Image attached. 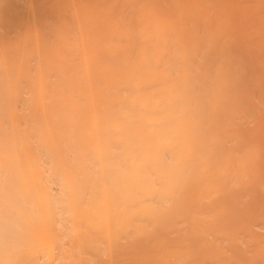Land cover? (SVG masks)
Here are the masks:
<instances>
[{
	"label": "bare ground",
	"instance_id": "obj_1",
	"mask_svg": "<svg viewBox=\"0 0 264 264\" xmlns=\"http://www.w3.org/2000/svg\"><path fill=\"white\" fill-rule=\"evenodd\" d=\"M219 1L0 0V264H264V0Z\"/></svg>",
	"mask_w": 264,
	"mask_h": 264
},
{
	"label": "rangeland",
	"instance_id": "obj_2",
	"mask_svg": "<svg viewBox=\"0 0 264 264\" xmlns=\"http://www.w3.org/2000/svg\"><path fill=\"white\" fill-rule=\"evenodd\" d=\"M49 1H52V2L49 3L48 0H47V1H46V0H45V1H43V0H40V1H39V0H35V2H34V0H33V1L30 0V2L27 1V0H23V4H22V9H23V10H27V8H24V7H28V9L33 10V11L37 9L38 12H37V11H36L37 13L35 12V16H34V17H31L30 19L28 18L29 21H28V19H27V20H25V21L22 22V25H20V26L18 27L19 29L17 30V32H16L17 34H15V36L18 37V35H19V33H20L21 31H22V32H21L22 34L20 33V35L23 36V35L25 34V31L28 30V29L33 30V32L35 33V29H38V28H39V29H38V32H39V33H40V31L42 32V33L39 34V33L36 31V32H37V35L39 34L38 36H41V34L43 35L44 32L47 33V31H45V28L43 27V25H44V26H46V25L48 26L49 23H48L47 21H44V17H45V20H47V19H48V21H52V20H53L52 22H50V25H52L51 23H53V24H56V23H57V22H56V18H57V17H54V16H55V15L57 16V12H56L57 9H56V8H57V4H59L58 1H60V0H58V1H57V0H49ZM56 1H57V3H56ZM218 1H219V0H218ZM233 1H236V2L238 1L237 3L240 2L239 0H223V2H222V0H220L219 2H221L223 5H224V4L226 5V3L228 2L227 5H226V7H228L229 3H232ZM37 2H38V3H37ZM47 2L49 3L50 6L48 5ZM256 2H257V1H254V0H252V2H251V0H241V6H243V5H244V6H252V5L255 6V5H256V4H255ZM44 3H47V6H48V7L46 6L47 9L45 8L44 11H43V10H39L38 7L40 6V4H44ZM55 3H56V4H55ZM37 4H38L39 6H38ZM52 4H53V5H52ZM239 4H240V3H239ZM27 5H28V6H27ZM51 5H52V6H51ZM30 6H31L32 8H31ZM35 6H37V7H35ZM33 7H34V9H33ZM54 8H55L56 10H55ZM47 10H48V12H47ZM41 11H42V13L44 12V14H42ZM50 11H51L53 14L50 13V14H51V15H50V14H49ZM45 12H47V14H49V15H48L49 18H47V16H46L47 14H45ZM33 13H34V12H33ZM39 13L42 14V17H40L41 15H40ZM249 13H250V12H249ZM38 14L40 15V16H39L40 18L36 17V15H38ZM247 14H248V13H247ZM52 16L54 17L55 20H54V19H51ZM50 17H51V18H50ZM34 18L36 19V22H37V20H38V23H36L37 26H40V25H38V24H39V22H42L41 19L43 20L44 24H42L43 22L40 23V24H42V25H41V29L43 28L44 30H43V29H42V30H43L44 32L40 29V27H35V26H36V25H34L35 21L32 20V19H34ZM35 19H34V20H35ZM50 19H51V20H50ZM27 21H28V22H27ZM54 21H55V22H54ZM45 22L47 23L46 25H45ZM27 24H28V27H27L28 29L26 28ZM31 24H32V26L29 27V25H31ZM21 26H22V27L25 26L24 29L22 28L23 30L20 28ZM55 26H56V25H55ZM55 26H54V27H55ZM32 27H33V28H32ZM25 29H26V30H25ZM20 30H21V31H20ZM26 32H27V31H26ZM21 36H20L19 38H21ZM45 36H46V34H45ZM45 36L43 35V38H44ZM41 38H42V37H41ZM43 38H42V39H43Z\"/></svg>",
	"mask_w": 264,
	"mask_h": 264
}]
</instances>
